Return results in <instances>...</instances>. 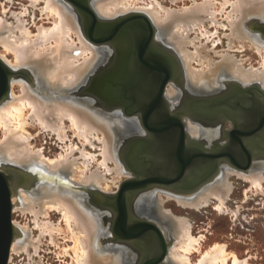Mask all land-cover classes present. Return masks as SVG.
Listing matches in <instances>:
<instances>
[{"label":"bare ground","instance_id":"bare-ground-1","mask_svg":"<svg viewBox=\"0 0 264 264\" xmlns=\"http://www.w3.org/2000/svg\"><path fill=\"white\" fill-rule=\"evenodd\" d=\"M35 1L38 0H32V2ZM45 1L46 5L42 10H45L47 15L52 18L53 26L46 27L41 25L36 34H32V31L25 26L23 21L19 20L17 26L13 25L10 27V25H8L9 23L5 22L4 18L1 19L3 21H1L2 23L0 26V45L3 46L5 50L13 53L15 61L13 60L14 62L9 64V62H6L8 60L2 57L1 54L0 57L2 59L4 58L3 60L6 59V64L8 63L7 65L13 70L23 71L24 69L29 71L28 78L32 79L33 82L29 84L25 80H16L18 81L16 83L20 85V94H16L11 90L6 97L7 99L5 98L0 102V130H2L3 134L0 136V157L14 163L16 162L17 164L19 163V165L35 163L34 165L39 166L38 163H41V169L48 172V175H51L49 184H45L41 187L37 194L29 193V190L26 189V191L21 188L19 190L20 193L18 192L20 197L17 198L18 200L14 201L13 207H18L23 211L30 210L35 216V226H39L42 229V233L48 226L53 227V230L52 228L50 230H52V232L54 231V226H51L49 221H44L46 224L43 222L40 223L41 220L38 221L42 211L44 212V210L51 208L61 210L64 216L63 219L65 218L67 224L68 230H66H71L70 233L72 234L70 235L73 236L74 234L75 236V242L73 243L74 247L72 246L74 248L73 260H75V264H127L128 254L125 247H104L101 241L102 227L100 218L96 212L90 209L86 199L83 198L84 195L79 193L78 190L72 186L70 189L61 188L62 186H59L57 179L62 178L64 173H70L73 171L72 168L75 167V170L82 172L80 173L82 174V178H78L80 181L83 179V181L79 182L80 184L85 186H97L99 188L100 183L103 182L104 179L106 180L104 175L100 174L98 171L89 170V168L81 169L80 166H77L78 157L76 158L74 157L75 155L73 156V153H75V147L73 146L66 147V152L62 155V158L60 157V160L53 159L54 161L52 159H44L40 151L34 150L29 146L28 140L29 137H31L27 131L29 125L36 123L44 129H51L63 140L67 132L66 121H68L69 128L76 137L78 136V139L81 140L84 146V148L82 147L80 149V157L84 156V159L88 158V160L91 159V161L94 162L96 160L95 155L86 152L85 146L89 143L94 145V140H99L103 143V160L102 162L98 161L100 165H103L105 169L107 168V171H112L108 166L109 160H112L116 163L115 170L117 174L119 171L124 174H130L129 170L117 156L118 149L116 142L119 131L122 132L126 129L136 128V124L132 121L127 122L124 120L125 118H121V114L119 113L114 114V116L110 118L94 107V103L90 99H81L80 96L71 93L72 90L79 86L81 81L87 78V74L94 69L95 65L99 64L97 61L101 55V51H99L98 48L88 40L85 34H83L74 10L68 2L65 0ZM128 1L129 0H92L91 7L99 16L106 19H113V17H117L118 14L126 13L132 9L131 13H143L152 24L153 22L156 23L159 27V33H161L160 37L168 41L176 52H178L184 66L188 84L194 88L196 93L199 91L211 92L219 88L221 81L228 77L234 78L244 85L255 83L264 89L263 61V66L261 65L262 68L252 66L250 68H245L242 66V62L239 63L234 56H229V54L226 53L221 61L212 63L200 52V50L196 49L195 53L188 51L183 45V42L179 40V37L177 38L176 35L170 33L173 24L190 21L191 18L195 16V9L200 10L202 5H199V9L197 5L194 11L192 8L194 13L188 9L186 11L189 12L183 14H179L173 10H165L163 8L164 6L161 5L164 10V14L162 15L164 16H160L161 14L159 15L157 10L151 8L153 6H151V4H149L151 6L149 7L154 12L148 10L150 9L148 6H146L148 9H145L144 6H142L143 9H141V7H136L137 5L134 3L132 4L135 5L134 7L128 6ZM143 3H145V1H143ZM157 3H155L154 0V4ZM160 4H157L158 6L155 7H159ZM234 4L235 3H233V5ZM233 7L234 9L231 10H233V12L237 10L235 11L238 13L237 18L234 19V17H236L234 16L233 20L231 19L232 15L228 17L230 23H232L231 25H234L232 26L234 31L237 32V35L242 38V40L249 38L251 43L253 42L252 46L255 44L260 51L259 54H261L262 51H264L262 48L264 47V36L259 38L261 37L260 34H257L258 32H255L252 27V24L257 22L250 24L249 21L254 17L264 19V0H237ZM197 10L196 13L202 12V10H205V6L203 5L200 11ZM159 11H161V9ZM16 18L18 21L19 17L16 16ZM14 26L19 30L18 36H11L13 35L11 31H14L13 33L17 31L14 30L16 28H14ZM249 27H252V32ZM72 32L75 33L78 39L77 42L72 37ZM195 55L199 57H196V59H200L201 64V59H207L208 63H205L208 65H205L207 69L201 68L197 70V68H193L191 60L195 58ZM192 57L194 58L191 59ZM17 77H19V75L15 76L11 83L15 84L14 81ZM166 88V97L171 101H175L179 90L178 87L172 82L168 87L166 86ZM187 128L193 137H199L202 132L200 127L191 120L188 121ZM100 134H102V137H99ZM69 145H71V143ZM85 163L87 164V162ZM71 165H73V167ZM87 165H89V163ZM68 166H70V168ZM194 172L195 171L190 174L191 177L189 179L190 183L194 184L188 185L186 187L188 189L196 185V180H198V176L202 173ZM231 172H237L242 178H248L252 184L261 187L264 178V162L256 160V163H253L246 171L226 165L215 168L212 172L207 174L209 175L208 178H205L199 187L185 193L182 192L178 194L172 190L164 189V187L150 188L149 186L146 188L152 190L149 189V194L143 196L140 201L139 208L141 213L150 220L156 221L162 228L164 235H167H165V237H169L174 241V243L170 242L168 246L165 264H188L190 262L189 254L195 249V242L197 243L198 240L191 235L189 230L191 226H189L188 220L183 217H175L171 212L165 210L162 192L167 193V197H175L179 204H183H181L182 206H193L195 209L208 204L212 197L223 205L231 188V184L228 182L229 180H227ZM198 185L199 184L196 186ZM69 186L70 185H67V187ZM169 189L173 188L169 187ZM62 190H66L67 192H63ZM181 190L184 191V189ZM19 201L20 204H18ZM221 205L216 206V209L225 207V205ZM101 207L105 209L104 206ZM235 212H233V214H235ZM114 215L115 213H113V217ZM56 228L59 229L60 227L56 225L55 229ZM24 230L22 229L20 234L18 233L13 241L14 243H12L13 245L11 248L15 251H19L18 249L24 250L29 244L36 248V244H39L36 242L39 240L38 238L36 240L31 239L32 236L30 233L27 235L28 233L26 234ZM28 239H30L29 242ZM152 240H154V238H152ZM130 241L131 240H128V243H132ZM151 247L152 245L149 246V250ZM144 250L145 251H143L142 248V255L136 264H138L149 252L145 247ZM231 256L232 264H248V261L240 259L235 252H227L223 245H216L212 250L202 253L199 260L197 259V263L194 264H229V258H231Z\"/></svg>","mask_w":264,"mask_h":264},{"label":"water","instance_id":"water-1","mask_svg":"<svg viewBox=\"0 0 264 264\" xmlns=\"http://www.w3.org/2000/svg\"><path fill=\"white\" fill-rule=\"evenodd\" d=\"M65 1L72 6L88 40L97 47H104L107 50L106 56L94 67V71L76 92L86 94L84 96L86 99H91L93 103L98 102L101 109L110 113H119L133 122L135 121L133 118L138 117L136 128L132 130L146 131L151 139L146 143L147 149H134L128 156L122 153L126 139L125 137L121 139L118 146L119 157L129 169L130 176L120 183L114 194L105 193L97 187L82 186L71 181L67 183L86 198H91L90 205L93 209H99L98 213L103 214L101 218L104 216L106 221L109 219L106 226L107 234L104 235L108 242H112L115 247H122V243L128 240L144 241L145 249L149 252L138 264H165L170 243L162 228L156 221L143 215L140 209H137L139 214L130 217L129 197L132 195L136 198L142 194L141 192L148 191L146 188L149 186L166 189L171 187L174 192L182 193L174 188L194 184L189 180L193 171L202 172L196 180L197 185L208 178L207 174L216 167L226 165L243 171L248 170L256 161L251 159V151L248 160L242 158L247 152L241 146L240 136L264 131V114L262 113L259 118V126L241 128L242 120L237 114L241 112L243 104L239 100L247 91L259 89L262 92L261 103L264 107V89L258 84L244 85L228 77L221 81L220 89L203 92L204 97L211 94L216 96L215 93H220L223 86L225 89L228 85L235 86V91L227 96L222 97L218 94L214 97L212 105L209 104L210 108H203L202 105L206 106L207 100L202 98L200 100L202 107L200 110L197 109L200 113L207 112L209 115L226 113L234 126L228 133L227 142L217 149L201 151L197 148V151L191 152L186 145L188 135L181 117L183 113H179V116L172 115L170 108H173L174 104L169 102L165 93L167 84L174 81L179 67L176 57L169 52L170 49L173 50L171 44L160 36L156 38L158 33L156 27L143 13H127L106 19L93 10L92 0ZM257 23L261 24L259 31L262 32L264 21ZM156 41L163 46H156ZM115 50L119 52V59L115 62L116 68L111 69L108 64ZM22 74L28 78L29 71L13 70L0 57V102L8 96L12 79ZM183 80L185 83L188 82L185 77ZM197 93L200 94L202 91ZM195 142L191 141V144L194 145ZM40 172L47 173L37 167L34 169L0 161V264H8L12 243L21 232L12 219V197L18 194L21 188L37 191L36 184L44 181ZM157 242L161 244L160 250Z\"/></svg>","mask_w":264,"mask_h":264},{"label":"rangeland","instance_id":"rangeland-1","mask_svg":"<svg viewBox=\"0 0 264 264\" xmlns=\"http://www.w3.org/2000/svg\"><path fill=\"white\" fill-rule=\"evenodd\" d=\"M143 1H145V3H143ZM236 1L237 0H155V3L160 2L161 4L157 3L160 4L159 7H161L162 5L164 6L163 8L165 10L166 9L169 11L173 10L179 14L192 11V8L194 11L197 5H198L197 8L199 7V5L200 6L202 5L201 6L202 8L203 5L205 6V10L204 11L202 10V12L200 11L201 7L200 10L195 9V16H193L190 21L177 22L173 24V27H171L172 29H170V33L176 35L177 38L179 37V40L183 42L185 48L188 49V51H190L191 53H195L196 49L200 50V52L204 56H206L207 59H209V61H211L212 63L221 61L223 56L227 53L229 54V56H234L239 63L242 62L241 64L245 68H250L251 66L262 68L263 66L262 61L264 62V51H262V53L259 54L260 51L257 49V46H255V44L252 46L253 42L251 43V40L249 38L248 39L246 38V40L245 39L242 40V38H240L237 35V32L234 31L232 27L234 25H231L232 23H230L229 15H232L231 19H233L234 16H236L234 17V19H236L238 15V13L235 12L237 10L234 11L235 13L233 12V10H231L234 9L233 6L236 4ZM35 2H32V0H0V26L2 23L1 21H3L1 19L3 18L5 19V22L9 23L8 25H10V27H12L13 25L17 26L19 20L23 21L25 26L30 31H32L31 32L32 34L34 33L36 34L38 32V28L41 25H44L46 27L53 26L52 18H50V16L47 15L45 10L44 11L42 10L46 5V1L38 0ZM31 3L32 4L35 3V4L32 5ZM133 3L137 5L136 7L139 8L141 7V9H143L142 6H144L145 9H148L153 5L151 8L153 10L154 9L157 10L158 11L157 13L159 15L161 14L160 16H164L162 15L164 14V10L162 9V7L161 8L155 7L158 5L154 4V0H150V1L141 0V2L140 0H135V1L129 0L127 5L134 7L135 5H132ZM233 3L235 4L233 5ZM149 4H151V6ZM146 6H148V8H146ZM151 8L148 10L151 11L152 10ZM160 9L161 11H159ZM188 9L190 10L186 11ZM196 10L200 12L196 13ZM129 11L123 14L131 13L132 9ZM229 12L232 13L230 14ZM123 14L120 13L117 16ZM16 16L19 17L18 21ZM258 20L264 21L263 18L254 17L250 19L249 23L252 24L254 22H259ZM153 24L155 25L158 31L156 35L157 38V36L158 37L161 36V33H159V27L156 25V23L153 22ZM16 26H14V28ZM260 26L261 24L258 23L252 24V27L254 28L255 32H258L257 34H260L261 37L259 38H262L264 36L263 35L264 30L262 32L259 31ZM252 27H249L251 32L253 30ZM16 28L14 29L17 30L15 31V33H13L14 31H11V34H13L11 36L14 35L18 36L19 30L18 28L17 29ZM72 37L76 42L78 41L75 33H73ZM97 48L99 51H101V55H102L99 56L97 61L98 63H100L102 59L106 56L107 50L104 47L102 48L97 47ZM262 48L264 50V47ZM173 50L170 49L169 52L172 53L174 57H176L175 59L178 61L179 68L182 71V73L184 72V76L187 80V76L185 74V70L181 58L178 52H176L174 48ZM0 54L2 57L8 60L6 62H9V64L10 63L12 64L15 61L13 53L5 50L1 45H0ZM194 57L191 58V59L194 58L193 60H191L192 61L191 65L193 66L194 69L195 68H197V70L201 68L207 69L206 66L208 65L205 64L208 63L207 59L206 60L201 59L202 62L201 64L200 59L197 60L196 55ZM92 71L90 73H92ZM90 73H88L86 77H88ZM19 79L25 80L29 84H32L33 82L32 79L26 78L24 74L19 75V77H17L14 81L15 84L11 83L10 92L11 90H13L16 94H20L21 91L20 85L16 83L18 82L16 80ZM85 79L81 81L79 86L76 89L72 90L71 93L80 96L81 99L89 100L84 97L86 96V94H81L80 91L79 93L76 92L77 89H80V86L82 85V83H84ZM172 82L173 81H170L168 84H171ZM186 87L189 88L191 91L196 92L194 88H192L190 84H188V82H186ZM221 87H222V83L220 87L217 89H220ZM94 107H96L98 110H100L110 118L113 117L114 114H117V113H110L105 109H101L98 105V102H94ZM121 118L123 119L125 118L124 120H126L127 122L132 121L131 119H126V117H123V115H121ZM186 120L187 122L190 121L189 118H187ZM68 125L69 122L66 121L67 132L63 140L60 139L58 134L55 131H52L51 129L50 130L44 129L36 123L29 125L27 127V131L31 135V137H29L28 140L29 146L34 150L40 151L42 153V156L46 160H51V159L56 160L59 159L60 157L62 158V155L66 152V147L67 148L68 146L75 147V151H74L75 153H73V156L75 155L74 157L76 158L78 157L76 165L78 164L77 166H80L81 169L89 168V170H95L98 171L100 174L104 175L106 180L105 179L104 181L102 180L103 182L100 183L99 188L97 186L96 187L104 191L105 193L114 194L119 189L120 183L124 179L128 178L130 174H124L121 173L120 171H119L120 174L119 173L117 174V171L115 170L116 163H114L112 160H109L108 162L109 169L111 168L110 170L112 171H107L106 170L107 168L105 169L103 165H100L99 162H102L103 160L102 159L103 143H101L99 140H94V145H91L89 143L85 146L86 152L95 155L96 160L94 162L91 161V159L88 160V158H86L87 159L86 161V159H84V156H82L83 158L80 157L81 156L80 149L82 147L84 148V146L82 145L81 140L78 139V136L76 137V135L73 133V131L69 128ZM130 131H132V129H126L125 131L118 132V138L116 144L118 149L117 156L119 159H120L119 157L120 155H119L118 146L121 143V139L126 137V135ZM2 135H3L2 130H0V136ZM99 137H102V134H100ZM70 143L71 145H69ZM0 161H6L8 163L17 164L16 162L14 163L10 160H6L1 157H0ZM85 162H87V164L89 163V165H87ZM121 162L123 161L121 160ZM34 164L19 165L18 163L17 165L19 166L23 165L22 167H29V168L34 167V169L35 167H37V169L41 171L42 164L38 163L39 166ZM71 166L73 167V165ZM68 167L70 168V166ZM72 170L74 172L71 171L70 173H64L62 178H57L59 186H62L61 188L63 189L71 188V186L67 187V185H69L67 181H71L75 184L82 185L79 183L83 181V179H81V181L79 180L80 178H82V174H80L82 172L75 170V167L72 168ZM233 173L232 172L229 173L230 175H228L227 177V180H229L228 182H230L231 184V188L223 204L225 205V207H222V209L221 207H219L221 210L219 208H218L219 210L216 209V206H220L221 204L214 197L210 198L208 204L201 206L202 208L199 207L198 209L197 208L195 209V207L193 206L192 207L191 206L189 207L188 205L182 206L183 204L182 203L179 204L178 200L175 197H171V196H170L171 198L167 197L166 195L167 193L162 192L165 210L167 212H171L175 217L178 218L183 217L186 220H188L189 226H191L189 228L190 233L195 239L197 238L198 240L197 243L195 242L196 245H195V249L193 250L195 252L192 251L189 254L190 262L188 264L197 263L202 253H205L208 250H212L216 245H221V246L223 245L226 248L227 252H231V253L235 252L240 259L248 261V264H264V178L262 180L261 187H259L252 184V182H250L248 178L247 179H245L244 177L242 178L240 175H238L237 172H236L237 174L236 173L233 174ZM40 174H42V180L44 181H42L41 184L38 183H37L38 185L36 184V187H38L36 188L37 191L35 192L30 191L29 193L37 194L38 190L41 187H43L45 184H49L51 175H48V172L47 173L40 172ZM263 177H264V172H263ZM63 192H67V191L64 190ZM19 193L13 196V204L14 201L18 200L17 198L20 197ZM83 198L86 199L87 203L89 202L88 204L90 206V209L96 212L99 218H101L103 214L101 213L100 215V213H98L99 209L96 210L91 207L92 206L90 205L91 198L88 199L85 196ZM18 204H20V201L18 202ZM58 210L56 208L46 209L44 210V212L42 211L41 215H39L38 221L41 220L40 223L43 222L45 224L46 222L44 221L47 222L49 221L50 225L54 226V231H55L52 232L53 227L48 226V228L45 229L44 232L42 233L41 231L42 229L39 226L36 225L37 226L36 228L34 221L35 216L30 210H25L27 211L25 212L18 207H13L12 219L14 224L20 229V231L22 229L23 230L26 229L24 231L26 232V234L28 233L27 235H29L30 233V235L32 236L31 239L36 240L38 238L40 241L39 240L36 241L39 243L36 244L37 245L35 246L36 248H34L33 245L31 246L30 244L29 246H27V248H24V250L18 249L19 251H15L11 248L10 259L8 264H75L74 262L75 260H73L74 258L73 243L75 242L74 241L75 236L74 234L73 236L70 235L72 234L70 233L71 230L67 231L68 228L66 226L67 225L66 220L65 218L63 219L64 216L63 213H61L62 211L61 210L58 211ZM233 212H235V214H233ZM102 221L103 220L101 218L100 219L101 227H102L101 241L103 242L104 247H111L112 246L111 243H109L105 237L107 234V227L104 226ZM72 224L74 225L73 222ZM56 225L60 227L59 229L56 228L57 230L55 229ZM51 228L52 230H50ZM52 238L54 239V242ZM166 239H168L169 243L170 242L174 243L173 239L171 240V238L169 237ZM29 241L30 239H28V242ZM129 258L130 257H128L127 259V264H129ZM231 260H232V256L231 258H229V264H232ZM132 262L134 264L138 262L136 254L133 255Z\"/></svg>","mask_w":264,"mask_h":264},{"label":"flooded vegetation","instance_id":"flooded-vegetation-1","mask_svg":"<svg viewBox=\"0 0 264 264\" xmlns=\"http://www.w3.org/2000/svg\"><path fill=\"white\" fill-rule=\"evenodd\" d=\"M156 46H162V44H160L159 42H157L155 44ZM112 58L110 60V63L108 64V66L112 69L116 68V60L119 59L118 55L119 52L118 51H114L112 52ZM112 61V62H111ZM107 66V67H108ZM113 66V67H112ZM184 72L182 73V71L180 70V68L178 67V71L175 74L174 77V81L175 85L178 87V94H177V99L175 101H171L169 100L170 103H175L173 108H170L172 115H178L179 113H183V115H181L182 119L184 120V124H185V129H186V133L188 135V143L186 144L188 149L192 152L197 151V148L201 151H208L209 149L211 151L215 150L218 148V146L223 145L224 143L227 142L229 136L228 133L229 131L232 129V127L234 126V124L231 122L230 117L226 114V113H214V114H206V113H200L199 111H197V109L201 108L202 106H204L203 108L207 109L210 108L211 106L209 104L212 105V101H214V97L218 96V94H221L222 97L227 96L228 94L232 93L235 88L234 85H228L227 89H225V87L223 86V89H221V92L218 93L216 92V96H214L213 94H211V96H202L204 93H196L191 91L189 88L186 87V83L183 80L185 76ZM169 86V84H168ZM167 86V87H168ZM252 86V85H250ZM167 89V88H166ZM225 89V90H224ZM210 95V94H208ZM168 98V97H167ZM206 99L207 101L205 102L207 105H200V100L201 99ZM262 92L259 89H253L251 91H247L246 94L242 95V97L240 98L239 101L242 102L243 104V108L241 109V112L238 113L237 115L239 116L240 123H241V128L245 127V128H252L255 126H259V118L261 116V114H264V107L262 105ZM200 110V109H199ZM186 114H185V113ZM197 112V113H196ZM188 114V116H186ZM173 116V117H175ZM187 118H189L191 121L194 122V124L198 125L200 127V129L202 130L201 134L199 137H193L187 128ZM135 121L134 123L137 124L136 122H138V117H134L133 118ZM246 119V122H245ZM133 122V121H132ZM140 123V122H139ZM139 131V130H138ZM130 131L125 139L126 142L124 144V151L122 152L123 155L128 156L130 152L134 151V149L139 148L141 149H147V142H149L150 139V134L147 133L146 131ZM134 132V133H133ZM190 139V140H189ZM241 139V146L243 147L244 150H246V155L243 154V159L244 160H248V154L249 151L252 152V156L251 159L253 161L256 160H260L264 162V131L262 132H255L252 133L251 135H241L240 136ZM191 141L195 142L194 145L191 144ZM198 145V147H197ZM146 154V152L144 153ZM223 159V158H222ZM221 159V160H222ZM217 168V167H216ZM202 184V182L197 186L199 187ZM196 185L194 187H190V189L186 188L185 186L183 187H176L174 190H178L179 192H188L191 191L195 188ZM150 188H153L150 186ZM148 188V191L145 192H141L142 194L137 196L136 198H133V196L131 195L128 201V208L130 210V217H133L134 215L139 214V212L137 211V209L139 210V204L140 201L142 199L143 196H146L147 194H149V191L152 190ZM150 189V190H149ZM166 189V188H164ZM168 189V188H167ZM181 189H184L181 190ZM168 190H172L173 189H168ZM187 190V191H186ZM100 202V201H98ZM103 210H101L102 212ZM102 222L104 224V226H107V221L109 219H107L103 216L102 218ZM130 242L132 243H128L127 242H123L122 243V247H125V250L128 254L129 258V264H134L132 262L133 260V255L136 254L137 259L139 261L141 255H142V248L143 251L144 247L146 246L144 241H140V240H131ZM111 243L112 246H114V244L112 242ZM144 243V244H143ZM158 245V250H160L161 248V244L159 242H157ZM138 246V247H137ZM130 251V252H129ZM143 260V258H142ZM142 260L139 262L141 263Z\"/></svg>","mask_w":264,"mask_h":264}]
</instances>
